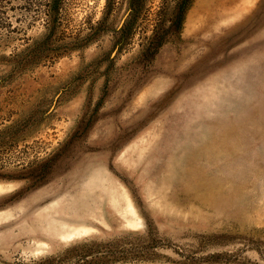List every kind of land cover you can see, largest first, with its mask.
Segmentation results:
<instances>
[{"label": "rangeland", "instance_id": "rangeland-1", "mask_svg": "<svg viewBox=\"0 0 264 264\" xmlns=\"http://www.w3.org/2000/svg\"><path fill=\"white\" fill-rule=\"evenodd\" d=\"M0 264H264V0H0Z\"/></svg>", "mask_w": 264, "mask_h": 264}]
</instances>
